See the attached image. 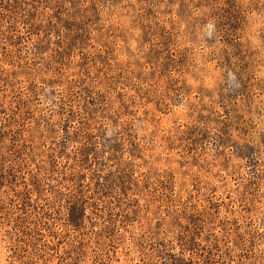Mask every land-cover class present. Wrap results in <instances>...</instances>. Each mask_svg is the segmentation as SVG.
<instances>
[{"label": "rangeland", "instance_id": "obj_1", "mask_svg": "<svg viewBox=\"0 0 264 264\" xmlns=\"http://www.w3.org/2000/svg\"><path fill=\"white\" fill-rule=\"evenodd\" d=\"M0 264H264V0H0Z\"/></svg>", "mask_w": 264, "mask_h": 264}]
</instances>
